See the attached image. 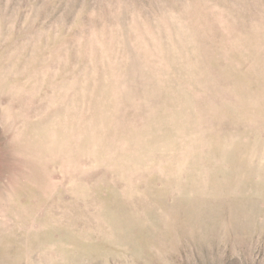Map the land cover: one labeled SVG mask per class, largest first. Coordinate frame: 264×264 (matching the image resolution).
I'll return each mask as SVG.
<instances>
[{"label":"rangeland","instance_id":"rangeland-1","mask_svg":"<svg viewBox=\"0 0 264 264\" xmlns=\"http://www.w3.org/2000/svg\"><path fill=\"white\" fill-rule=\"evenodd\" d=\"M0 264H264V0H0Z\"/></svg>","mask_w":264,"mask_h":264}]
</instances>
